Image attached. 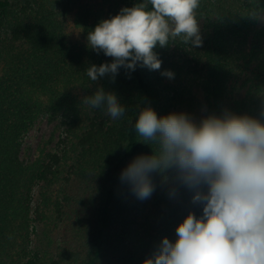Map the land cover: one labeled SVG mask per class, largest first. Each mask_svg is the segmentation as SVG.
Wrapping results in <instances>:
<instances>
[{
    "label": "trees",
    "instance_id": "obj_1",
    "mask_svg": "<svg viewBox=\"0 0 264 264\" xmlns=\"http://www.w3.org/2000/svg\"><path fill=\"white\" fill-rule=\"evenodd\" d=\"M136 2L118 0V5ZM253 10L258 17L249 15ZM198 12L207 23L206 36L200 47L185 45L194 50L192 70L205 117L227 110L264 120V0H201ZM63 14L52 0H0V264H142L143 254L136 255L133 242L143 240L142 252L153 249L138 230L150 198L139 200L121 183L120 174L134 158L155 150V145L138 142L143 138L135 121L144 107L158 116L164 113L166 89L160 76L139 65L130 72L121 68L114 82L104 77L92 83L87 67L111 58L72 44ZM77 25L88 35L97 23L86 11ZM99 86L114 92L126 107L122 117L114 120L104 108L81 104ZM47 114L60 117L74 152L55 208L58 234L51 252L43 253L28 246L35 232L34 227L29 231L31 191L47 181L51 166L30 175L20 152L32 124ZM51 158L61 161L58 155ZM166 175L172 180L174 172ZM152 180V195L169 181L158 173ZM174 188L180 201L173 218L163 222L170 241L189 211L202 214V207L191 202L192 191L178 182Z\"/></svg>",
    "mask_w": 264,
    "mask_h": 264
},
{
    "label": "clouds",
    "instance_id": "obj_2",
    "mask_svg": "<svg viewBox=\"0 0 264 264\" xmlns=\"http://www.w3.org/2000/svg\"><path fill=\"white\" fill-rule=\"evenodd\" d=\"M200 3L137 0L101 20L88 32L87 45L111 62L88 66L89 80L110 77L114 82L121 68L130 72L138 65L160 70L154 49L169 46L170 39L202 46ZM259 14L253 10L249 15ZM161 75L174 78L170 70ZM81 104L104 108L114 120L126 111L117 95L102 86L82 97ZM135 131L143 138L138 142L155 145V150L150 146L151 155L134 158L121 172V183L145 200L155 188L152 174L167 182L171 170V179L192 191L191 202L202 207L199 216L189 211L176 228L175 241L164 237L143 264H264V120L225 110L196 122L187 113L158 116L144 107Z\"/></svg>",
    "mask_w": 264,
    "mask_h": 264
},
{
    "label": "rangeland",
    "instance_id": "obj_3",
    "mask_svg": "<svg viewBox=\"0 0 264 264\" xmlns=\"http://www.w3.org/2000/svg\"><path fill=\"white\" fill-rule=\"evenodd\" d=\"M55 10L63 14L62 19L65 20V30L70 42L77 46L88 47L87 35L82 27L77 25V18L81 13L89 11L92 20L99 23L103 19H108L119 13L121 6L118 0H52ZM197 19L200 22L202 40L206 36L207 23L197 10ZM99 20V21H97ZM162 61L160 70H152L157 76L163 80L166 92L164 113H187L196 122L205 117V102L202 91L194 79L192 66H194V55L192 47L186 46L178 37L175 40L170 39L169 46L160 49H154ZM165 70H170L174 74V78H168L161 75ZM1 74V70H0ZM78 94L79 90H78ZM175 96V101L171 104L167 101L168 97ZM171 104V105H170ZM60 117L51 118L50 115L40 116L25 134L20 157L24 166L29 170V174L36 173L44 166H51V173L47 174V181L40 182L32 186L31 191V211H30V229H35L30 237L29 247L32 250H40L51 252L54 245L55 237L58 234L59 220L55 214L56 203L62 198V186L64 178L70 171L72 157L74 152V144L71 138L66 134V127L62 125ZM67 153V158L64 157ZM53 155L61 157L59 163H54ZM66 159V160H65ZM175 180H169L159 191L150 197L148 206L142 213L140 226L145 224V229L138 226L139 234L150 240L153 249L142 252V239H136L133 242L134 251L139 257L143 254V262L156 251L164 237H168V233H163L164 221L171 220L174 216V210L180 199L178 192L164 196L165 191L170 190L176 185ZM47 204V205H46ZM178 211V210H177ZM179 214V213H177ZM180 215V214H179ZM182 216V215H180ZM163 224V225H162ZM162 226L161 228L158 226ZM148 234V236H147ZM174 231L171 232V235ZM150 237V238H149ZM176 236L172 237L174 242ZM170 240V239H169ZM143 241V240H142ZM20 244V243H19ZM18 244V245H19ZM22 244V243H21ZM26 244V242H25ZM27 245V244H26ZM8 262V260H6ZM143 264V263H142Z\"/></svg>",
    "mask_w": 264,
    "mask_h": 264
}]
</instances>
